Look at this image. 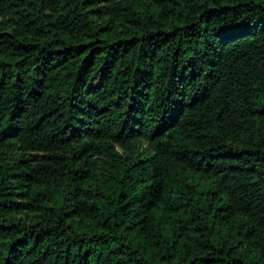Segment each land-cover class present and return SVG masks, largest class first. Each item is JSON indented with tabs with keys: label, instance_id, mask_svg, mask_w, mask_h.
<instances>
[{
	"label": "trees",
	"instance_id": "trees-1",
	"mask_svg": "<svg viewBox=\"0 0 264 264\" xmlns=\"http://www.w3.org/2000/svg\"><path fill=\"white\" fill-rule=\"evenodd\" d=\"M0 264H264V0H0Z\"/></svg>",
	"mask_w": 264,
	"mask_h": 264
}]
</instances>
